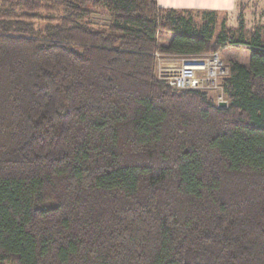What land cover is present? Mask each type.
<instances>
[{"label":"trees","instance_id":"16d2710c","mask_svg":"<svg viewBox=\"0 0 264 264\" xmlns=\"http://www.w3.org/2000/svg\"><path fill=\"white\" fill-rule=\"evenodd\" d=\"M241 12L235 37L156 0H0V264H264V26ZM229 43L225 107L158 77Z\"/></svg>","mask_w":264,"mask_h":264},{"label":"rangeland","instance_id":"374dc122","mask_svg":"<svg viewBox=\"0 0 264 264\" xmlns=\"http://www.w3.org/2000/svg\"><path fill=\"white\" fill-rule=\"evenodd\" d=\"M238 12L241 11L242 9L237 8ZM264 6L260 5V4H256L254 6H250L247 8L246 12H245V20L243 21V31L245 29V22H247L248 27L251 26L252 29L253 27H255L256 25L262 26L264 23ZM238 14L235 13H227V14H220L218 15L217 18V24H216V28H217V32L220 29H225V31L228 32V34L230 35L231 33L236 34L238 33V30L240 29V22L238 19ZM88 22L92 23L93 26L96 29H104L106 28L110 23H111V16L104 10H96L93 11V13L88 17L87 19ZM249 29V28H248ZM246 30V32L244 31V35L246 36V38H249V31L250 30ZM235 36V37H236ZM217 52H219V58L222 61V64L224 66H226L227 70L229 71V62L231 60H236L237 62L241 63V64H248L247 60H249V49L241 46V45H236V44H228L218 50H216ZM211 54V53H209ZM159 57V56H158ZM191 57H195V56H186L183 58H178L175 56H168V55H160L159 59H158V67L157 69L161 68L162 70L165 69H176L179 66H181V64L186 61L187 59L191 58ZM221 81V80H220ZM210 95L212 97H214V99L216 98L217 94H219V90L218 91H214V92H209ZM223 102H226V100L224 99ZM218 105V104H216ZM9 264V263H7Z\"/></svg>","mask_w":264,"mask_h":264},{"label":"built area","instance_id":"2783aa9c","mask_svg":"<svg viewBox=\"0 0 264 264\" xmlns=\"http://www.w3.org/2000/svg\"><path fill=\"white\" fill-rule=\"evenodd\" d=\"M219 52L195 56L184 61L176 69H157L158 77L175 90H202L214 92L216 104L224 101L221 81L228 75L226 66L219 58ZM221 80V81H220Z\"/></svg>","mask_w":264,"mask_h":264},{"label":"crops","instance_id":"0c3cea01","mask_svg":"<svg viewBox=\"0 0 264 264\" xmlns=\"http://www.w3.org/2000/svg\"><path fill=\"white\" fill-rule=\"evenodd\" d=\"M157 4L161 8H172L177 10H189L193 12H215L218 15L220 14H227V13H237L238 14V6L241 5L242 7V20H245V12L248 7L254 6L256 4H260L264 6V0H156ZM264 15V14H263ZM245 29L250 30L249 35L252 32V27L245 22ZM264 26V23H263ZM262 38L264 40V29ZM246 47V46H244ZM247 48V47H246ZM168 56H175V57H186L188 55H168ZM249 60H247L248 62ZM247 65V64H244Z\"/></svg>","mask_w":264,"mask_h":264},{"label":"water","instance_id":"95a60500","mask_svg":"<svg viewBox=\"0 0 264 264\" xmlns=\"http://www.w3.org/2000/svg\"><path fill=\"white\" fill-rule=\"evenodd\" d=\"M226 105H227L226 102H221V103L218 104V107H225Z\"/></svg>","mask_w":264,"mask_h":264}]
</instances>
